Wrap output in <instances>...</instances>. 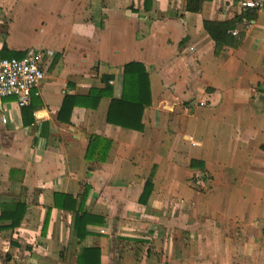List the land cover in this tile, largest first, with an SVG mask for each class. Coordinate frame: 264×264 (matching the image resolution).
<instances>
[{
  "label": "crops",
  "instance_id": "1",
  "mask_svg": "<svg viewBox=\"0 0 264 264\" xmlns=\"http://www.w3.org/2000/svg\"><path fill=\"white\" fill-rule=\"evenodd\" d=\"M187 4L0 0V55L47 71L1 99L0 264H264V9ZM131 62L149 82L126 126Z\"/></svg>",
  "mask_w": 264,
  "mask_h": 264
},
{
  "label": "built area",
  "instance_id": "2",
  "mask_svg": "<svg viewBox=\"0 0 264 264\" xmlns=\"http://www.w3.org/2000/svg\"><path fill=\"white\" fill-rule=\"evenodd\" d=\"M238 4L241 13L264 9V0H238ZM43 58L39 50H31L23 58L0 55V100L16 95L19 105H28L32 93H38L36 89L47 75ZM0 123L3 126L8 124V117L4 113L0 116Z\"/></svg>",
  "mask_w": 264,
  "mask_h": 264
},
{
  "label": "trees",
  "instance_id": "3",
  "mask_svg": "<svg viewBox=\"0 0 264 264\" xmlns=\"http://www.w3.org/2000/svg\"><path fill=\"white\" fill-rule=\"evenodd\" d=\"M150 3V0H146V3ZM148 5V4H147ZM202 5V0H188V4H187V8L189 10H199L201 8ZM218 26V25H217ZM205 27L207 28V30H209V32L211 33V35L214 37V39H216L218 42L220 40H222V37H219L220 33L214 31L211 29V24L206 22L205 23ZM222 27L218 26V29L221 30ZM228 42V41H227ZM6 56V55H5ZM10 56H14V55H10ZM9 57V56H7ZM124 93L122 95L121 98L119 99H113L110 109H109V113H108V121L111 123H115V124H123L126 126H133V123H128V119L126 121H119L117 116L115 115V111L117 109H124L126 111H128V107L130 105V109L133 112V109H137L140 108L141 112H143L144 106L147 103V95L145 93V90L142 86V82L143 84L146 82H149V78H148V73L145 69V67L143 66V64L138 63V62H131L129 64L126 65L125 67V72H124ZM143 89V90H142ZM103 92V91H102ZM91 94H96L97 97L99 98L101 96V91L99 89H91L90 95ZM72 97L70 96H66L64 99V105H66L68 102H70ZM129 116L132 118V114L129 113ZM95 139H97V137H95ZM92 146V144H91ZM90 149H88L89 151ZM88 154V153H87ZM151 183H147V191L146 193L150 191L149 187H150ZM85 195H86V191L83 194L82 197V204L85 201ZM56 193H55V201H56V205H57V198H56ZM67 198L69 196H66ZM58 206V205H57ZM89 218V214L85 213V212H81L78 213L76 215V221H75V229H76V233L79 237H81L83 235L84 232H82V228H84V226L87 224L86 222L88 221ZM18 224L15 223V225ZM47 222L45 223L46 226ZM93 252L95 251H91L90 248H86L83 250V252H81V254L78 255V264H84V260L86 257L92 256ZM98 254V252H97ZM95 256V254H94Z\"/></svg>",
  "mask_w": 264,
  "mask_h": 264
},
{
  "label": "water",
  "instance_id": "4",
  "mask_svg": "<svg viewBox=\"0 0 264 264\" xmlns=\"http://www.w3.org/2000/svg\"><path fill=\"white\" fill-rule=\"evenodd\" d=\"M0 110H1V100H0Z\"/></svg>",
  "mask_w": 264,
  "mask_h": 264
},
{
  "label": "rangeland",
  "instance_id": "5",
  "mask_svg": "<svg viewBox=\"0 0 264 264\" xmlns=\"http://www.w3.org/2000/svg\"><path fill=\"white\" fill-rule=\"evenodd\" d=\"M3 101H4V99H3ZM5 113H7V112H5ZM8 114V113H7Z\"/></svg>",
  "mask_w": 264,
  "mask_h": 264
}]
</instances>
